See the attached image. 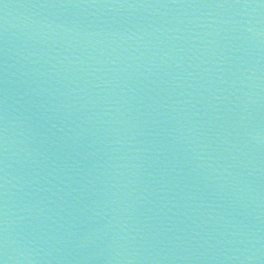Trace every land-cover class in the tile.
<instances>
[{"label": "water", "instance_id": "water-1", "mask_svg": "<svg viewBox=\"0 0 264 264\" xmlns=\"http://www.w3.org/2000/svg\"><path fill=\"white\" fill-rule=\"evenodd\" d=\"M0 264H264V0H0Z\"/></svg>", "mask_w": 264, "mask_h": 264}]
</instances>
